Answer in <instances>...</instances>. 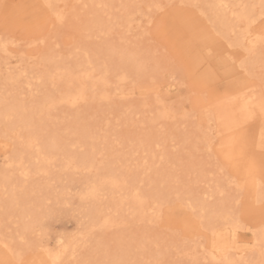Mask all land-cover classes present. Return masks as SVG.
Instances as JSON below:
<instances>
[{"label":"rangeland","instance_id":"obj_1","mask_svg":"<svg viewBox=\"0 0 264 264\" xmlns=\"http://www.w3.org/2000/svg\"><path fill=\"white\" fill-rule=\"evenodd\" d=\"M225 6L0 0V264H264V0Z\"/></svg>","mask_w":264,"mask_h":264},{"label":"bare ground","instance_id":"obj_2","mask_svg":"<svg viewBox=\"0 0 264 264\" xmlns=\"http://www.w3.org/2000/svg\"><path fill=\"white\" fill-rule=\"evenodd\" d=\"M215 2H216V5L217 4H223V5H226L227 6V1L228 0H214ZM230 1V0H229ZM47 1H45V3H46ZM232 2V1H231ZM259 2V1H258ZM51 3V2H50ZM237 3H239V2H237ZM236 2H235V4H237ZM260 3V2H259ZM109 4V3H108ZM228 5L230 6V4L228 3ZM225 6V7H226ZM229 6L227 7V8H229ZM235 6H237V5H235ZM240 6V5H239ZM238 6V10H237V12H231V14H232V17H233V23H231V25L230 24H228L227 22V24L228 25H230L231 27L229 28V30H230V32H232L233 30H234V28H233V26H234V24H236L237 26H238V24H242V25H244V27L245 28H247L248 29V27L249 26H251L254 22H255V19H253L254 17H253V15H252V9L250 8V7H247V6H243V7H239ZM223 7V6H222ZM221 7V8H222ZM232 7H230L229 9H231ZM224 9V8H223ZM225 10V9H224ZM223 11V10H222ZM226 11V10H225ZM225 11H223L224 13H225ZM227 12H230V11H227ZM227 14V13H226ZM229 16V15H228ZM221 18H223V19H225L224 17H221ZM232 19V18H231ZM219 20H221V19H219ZM224 21V20H223ZM112 25V24H111ZM224 25V24H223ZM106 27V26H105ZM220 27V26H219ZM226 27V26H225ZM228 28V27H227ZM226 28V29H227ZM237 28V27H236ZM224 31H226V30H224ZM235 31V30H234ZM234 33V32H233ZM107 71V70H106ZM65 73V72H64ZM88 73V72H87ZM91 74V73H90ZM114 74V73H113ZM86 75V74H85ZM63 76H65V75H63ZM68 76V75H67ZM66 78V77H65ZM70 78H72V77H70ZM59 79H61V78H59ZM58 79V80H59ZM73 79V78H72ZM83 80H84V78H82ZM88 79H90V77L88 78ZM87 78H86V80L87 81H89ZM36 80H37V78H36ZM66 80V79H65ZM85 80V81H86ZM64 81V80H63ZM77 81V80H76ZM74 82V81H73ZM82 84H83V82H81ZM106 83V82H105ZM104 82H103V84H105ZM73 84V83H72ZM100 84V83H99ZM78 85H80V84H78ZM84 85H85V83H84ZM83 85V87H85ZM102 85V84H101ZM68 87V86H67ZM70 87V86H69ZM69 87H68V89L67 90H70L69 89ZM79 87V86H78ZM81 87V89H78V90H76V91H74V92H65L64 94H62V96L60 97V98H58V100L57 101H59V102H62V103H65V104H67V105H73V104H75L76 103V101L77 100H82L83 98H85V97H83V90H82V86H80ZM72 89H73V87H72ZM67 90H65V91H67ZM62 93V92H61ZM101 94H102V92H101ZM100 95V94H99ZM83 97V98H82ZM88 98V97H87ZM103 100V99H102ZM83 101H84V99H83ZM43 102V101H42ZM86 102V101H85ZM49 105V104H48ZM0 106H2V105H0ZM43 106V105H42ZM50 106H52V105H50ZM40 108V107H39ZM43 108H44V106H43ZM16 109V108H15ZM20 109V108H19ZM18 109V110H19ZM50 109H51V107H50ZM11 110V109H10ZM18 110H16V111H18ZM26 110V109H25ZM40 110V109H39ZM52 110V109H51ZM2 111V110H1ZM13 111V110H12ZM22 111V110H21ZM24 111V110H23ZM26 111H30V110H26ZM26 111H25V113H23V114H26ZM33 111V110H32ZM48 111V110H47ZM9 113V112H8ZM13 113V112H12ZM28 113V112H27ZM43 113V112H42ZM41 113V114H42ZM47 113V112H46ZM17 114V113H16ZM29 114H30V112H29ZM11 115V114H10ZM36 115H38V114H36ZM4 116V115H3ZM8 115H6V117H7ZM22 116V115H21ZM21 116H18V117H21ZM30 116V115H29ZM41 116V115H40ZM14 117V116H13ZM12 117V118H13ZM17 117V116H16ZM17 117V119H19ZM39 117V116H38ZM8 118V117H7ZM32 118V117H31ZM164 118V117H163ZM5 119V118H4ZM16 118H14V120H15ZM23 119H26V117L25 118H23ZM22 119V120H23ZM29 119V118H28ZM33 119V118H32ZM2 120V119H1ZM27 120V119H26ZM37 120V119H36ZM36 120H34V121H36ZM12 121V120H11ZM40 121V120H39ZM8 122H10V121H8ZM7 121L5 122V123H8ZM25 123H27V122H24V124ZM20 124V123H19ZM23 124V123H22ZM23 124V125H24ZM32 124V123H31ZM27 125V124H26ZM20 127V126H19ZM28 127H30L29 125H28ZM22 127H20V129H21ZM23 129H24V126H23ZM32 129H34L33 127H31V128H29V130H32ZM26 134V133H25ZM27 135V134H26ZM25 136V135H24ZM32 136H34V135H32ZM31 136V137H32ZM34 137H36V136H34ZM33 137V138H34ZM77 138V137H76ZM23 140V139H22ZM25 142L27 141V140H24ZM38 141V140H37ZM23 142V141H22ZM29 142V141H28ZM32 142V141H31ZM30 143V142H29ZM38 143V142H37ZM36 144V143H35ZM31 145V144H30ZM35 147V146H34ZM38 148V147H37ZM37 148H34V149H36V150H34V151H37ZM33 150V149H32ZM28 151V150H27ZM34 151H33V153H34ZM40 151V150H39ZM39 151H37L38 153H39ZM30 153V152H29ZM37 155V154H36ZM39 155V154H38ZM40 156V155H39ZM36 157V156H35ZM46 157V156H45ZM45 157H43L44 159H45ZM43 158H41L42 160H44ZM49 158V157H48ZM46 160V159H45ZM50 160V159H49ZM22 163V162H21ZM44 163H46V162H44ZM13 164V163H12ZM46 165V164H45ZM18 167V166H17ZM45 167V166H44ZM100 167V166H99ZM46 168V167H45ZM67 168V167H66ZM43 169V168H42ZM47 170V169H46ZM41 171V170H40ZM40 171H37V172H40ZM73 171V170H72ZM42 172V171H41ZM42 174V173H41ZM94 181V180H93ZM103 181H105L107 184H108V186H110V187H112L113 189H118L119 190V187L117 186V184L114 182V181H112V180H103ZM105 182H103L104 184H106ZM98 183V182H97ZM102 183V184H103ZM98 184H100V183H98ZM95 186V184H92V186ZM91 186V187H92ZM100 187V186H99ZM109 187V188H110ZM92 189H93V187H92ZM88 190H90V189H88ZM101 190V189H100ZM91 192V191H90ZM111 192V191H110ZM116 192H118V191H116ZM88 193V192H87ZM114 193V192H113ZM120 193V192H119ZM131 194V193H130ZM89 195H91V197L93 198V195H94V193L92 192L91 194H89ZM96 195V194H95ZM137 195H139V194H137ZM133 196V203H134V205L136 204V205H138V203H139V198L140 197H138V196ZM121 197V196H120ZM143 198V197H142ZM80 199H82V198H80ZM123 199V198H122ZM141 199V198H140ZM145 199V198H144ZM142 200V199H141ZM141 202V201H140ZM154 204V203H153ZM141 206H142V202H141ZM154 206V205H153ZM145 210V209H144ZM100 224H102V223H100ZM103 228V227H102ZM231 237H233V236H231ZM233 240V239H232ZM257 241H259L260 243L259 244H262V246L264 245V228L262 229V232H260V237H258V240ZM256 241V242H257ZM61 244V243H60ZM257 244V243H256ZM5 246V245H4ZM7 246V245H6ZM66 246H68V245H66ZM261 246V245H260ZM60 247V246H59ZM264 247V246H263ZM256 248H258V250H259V247H257L256 246ZM61 250H63V249H61ZM66 252V251H65ZM221 253H223V252H221ZM260 253V252H259ZM231 255V254H230ZM233 255H235V254H233ZM48 256V255H47ZM210 258L209 259H212V260H214L215 259V256L213 255V254H211L210 253ZM227 256V255H226ZM259 256V255H258ZM223 257V256H222ZM221 257V258H222ZM225 257V256H224ZM239 258H240V256H239ZM53 259H54V261H57L58 259H59V256L58 255H55V256H53ZM218 259V258H217ZM224 259V258H223ZM260 259V258H259ZM211 260V261H212ZM221 260V259H220ZM228 260H229V258H228ZM3 261V260H2ZM263 261V260H262ZM1 262V261H0ZM53 262V261H52ZM215 262H218L217 260L215 261ZM229 262V261H228ZM261 262V261H260ZM54 263V262H53ZM221 263H223V260H222V262ZM227 263V262H226ZM234 263V262H233ZM242 263V262H241ZM56 264V263H55ZM228 264V263H227ZM236 264V263H235ZM243 264V263H242ZM247 264H248V262H247ZM261 264V263H260Z\"/></svg>","mask_w":264,"mask_h":264}]
</instances>
